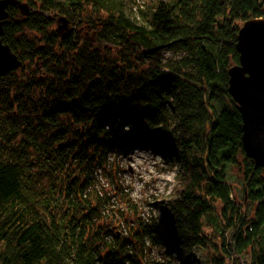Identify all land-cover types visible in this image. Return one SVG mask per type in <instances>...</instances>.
<instances>
[{
  "label": "trees",
  "instance_id": "obj_1",
  "mask_svg": "<svg viewBox=\"0 0 264 264\" xmlns=\"http://www.w3.org/2000/svg\"><path fill=\"white\" fill-rule=\"evenodd\" d=\"M20 1L0 36L21 61L0 76V264H264V170L227 75L264 0ZM60 18L76 29L64 38ZM137 149L163 152L178 186L160 222L122 235L95 174ZM145 241L168 258L147 262Z\"/></svg>",
  "mask_w": 264,
  "mask_h": 264
},
{
  "label": "rangeland",
  "instance_id": "obj_2",
  "mask_svg": "<svg viewBox=\"0 0 264 264\" xmlns=\"http://www.w3.org/2000/svg\"><path fill=\"white\" fill-rule=\"evenodd\" d=\"M132 2L135 6L145 8L151 4L152 0H132ZM78 31L81 32L82 29L79 28ZM162 52L163 58L171 56L167 51ZM115 162L114 170L110 176L107 170L106 172H97L95 177L98 190L111 197L110 208H114L116 211L118 209L119 213L125 216V220H122L121 214H118L116 211L114 212L115 218L113 220L114 223H112L115 226L116 232L126 235L129 224L134 226L133 222L139 218L143 222H148L152 217H156L160 222L161 215L156 204L163 199L171 197L178 186L175 164L170 163L164 157L163 152L159 153L143 149L135 150L127 158H116ZM111 178L115 180L114 183H111ZM228 181H232L233 192L238 196L240 185L237 187L239 177L237 176L236 169L231 170ZM115 183L122 188L121 194H115ZM206 232L210 233L209 230H206ZM148 244L145 241L146 251L149 252L146 256L147 262L164 261L168 258L166 254V251L169 249L167 241L157 246H151L150 249H148ZM134 248L129 253L136 256V251H139V248L136 246ZM137 256L142 258L143 261L145 260L139 252ZM171 258L172 261L178 263L175 256Z\"/></svg>",
  "mask_w": 264,
  "mask_h": 264
},
{
  "label": "water",
  "instance_id": "obj_3",
  "mask_svg": "<svg viewBox=\"0 0 264 264\" xmlns=\"http://www.w3.org/2000/svg\"><path fill=\"white\" fill-rule=\"evenodd\" d=\"M18 6L23 16L29 7L20 0H0V36L8 17L7 8ZM64 18L57 20L56 33L72 32ZM238 63L227 70L228 93L242 121L241 143L246 158L264 170V18L245 21L237 33ZM21 61L0 41V76L18 69Z\"/></svg>",
  "mask_w": 264,
  "mask_h": 264
}]
</instances>
